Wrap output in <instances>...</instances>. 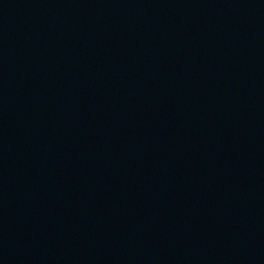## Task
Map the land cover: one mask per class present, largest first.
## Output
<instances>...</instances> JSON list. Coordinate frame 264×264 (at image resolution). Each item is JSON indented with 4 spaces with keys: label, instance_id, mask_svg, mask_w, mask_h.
Listing matches in <instances>:
<instances>
[{
    "label": "water",
    "instance_id": "95a60500",
    "mask_svg": "<svg viewBox=\"0 0 264 264\" xmlns=\"http://www.w3.org/2000/svg\"><path fill=\"white\" fill-rule=\"evenodd\" d=\"M0 264H264V0H0Z\"/></svg>",
    "mask_w": 264,
    "mask_h": 264
}]
</instances>
